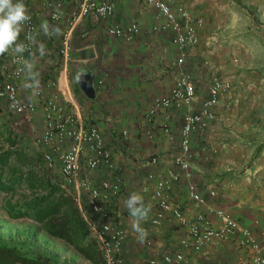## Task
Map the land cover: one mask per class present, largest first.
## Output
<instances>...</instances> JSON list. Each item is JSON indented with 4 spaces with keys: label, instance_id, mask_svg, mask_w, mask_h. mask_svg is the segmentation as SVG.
I'll return each instance as SVG.
<instances>
[{
    "label": "crops",
    "instance_id": "obj_1",
    "mask_svg": "<svg viewBox=\"0 0 264 264\" xmlns=\"http://www.w3.org/2000/svg\"><path fill=\"white\" fill-rule=\"evenodd\" d=\"M43 1L24 0L39 29L35 45L38 50L44 45L45 55L42 59L38 52L31 58V71L26 68L19 87L28 96L31 88L44 87V82H33L36 77L57 76L58 96L69 98L80 116L89 118L103 135L122 179L121 192L109 203L108 212L127 234L122 248L125 264H146L152 257L162 264L163 254L180 249L178 238L184 229L176 222L164 219L158 226L149 223L156 209L154 181L167 179L171 173L182 174L173 163V157L180 153L182 117L199 108L213 75L230 80L231 96L219 99L215 119L204 132L191 134L192 179L204 197L214 190L216 196L209 201L224 208L242 226L264 232V0H247L243 5L227 3L225 16L219 15L221 7L170 0L173 8L182 6L203 18L199 43L188 49L183 64H177L172 32L152 30L157 21L154 8L146 0H111L112 16L99 21L83 17L73 27L71 60L66 69L61 63L55 65L58 58L52 48L60 29L69 25L66 20L71 10L63 9L64 19L55 26L59 31L49 38L40 28L42 21L49 20ZM130 22L138 26L131 41L107 34L110 25ZM81 53L84 55L78 56ZM86 67L95 72L92 92L88 94L78 84L79 74ZM182 71L189 72L195 84L192 103L149 113L152 100L167 94ZM255 149L256 163L240 172ZM33 168L40 172L44 167ZM50 173L58 185V174ZM149 174L153 177L148 178ZM107 175V170L99 167L81 174L80 180L96 184ZM187 182L182 175L172 186L171 198L192 219L202 207L189 200ZM59 187L71 196L78 192L74 186L68 191ZM133 192L143 196L145 205H151L147 219L140 222L150 245L132 228L134 218L124 202ZM184 251L196 264H245L244 254L234 240L217 241L196 254Z\"/></svg>",
    "mask_w": 264,
    "mask_h": 264
},
{
    "label": "built area",
    "instance_id": "obj_2",
    "mask_svg": "<svg viewBox=\"0 0 264 264\" xmlns=\"http://www.w3.org/2000/svg\"><path fill=\"white\" fill-rule=\"evenodd\" d=\"M146 2L155 11L157 22L152 26V30L172 32V43L178 50L177 64H183L188 49L199 43L203 18L187 12L182 6L173 8L170 0ZM42 6L48 9L50 31L63 18V9L66 7L71 10L69 22L66 20L69 25L60 29L57 42L52 48L58 58L55 65L57 66V62L61 63L65 69L71 60L72 29L77 21L83 17L99 21L109 18L114 12L111 0H44ZM27 9L31 19L25 23L19 42L24 43L28 50L23 54L10 50L0 56V109L5 108L11 112L17 124L26 128L32 136L35 145L42 148L41 161H34L32 166L44 167L52 173H57L60 179L58 185L67 191L72 186L78 189V192L73 194L74 200L89 225L91 235L97 241L105 264H125L122 248L127 234L120 224L112 220L108 212L109 203L121 192L122 179L116 173L117 166L106 147L103 135L89 118L80 116L70 104L69 98L58 96L57 76L47 77L48 79L44 75L36 77L33 82H44V87L31 88V95L28 96L21 93L20 80L26 75L28 62L39 52L35 45L39 29L32 12L28 7ZM137 32L138 26L135 22L124 26L113 24L107 28L108 35L126 41H131ZM53 35L47 37L51 38ZM231 89L230 80L217 75L211 77L207 97L196 111H188L182 117L180 153L173 157V163L182 174L171 173L167 179L157 178L154 181L152 196L156 209L149 219L150 225L158 226L166 219L176 222L184 229L178 238L180 249L163 254L162 264H196L186 256L184 250L196 254L217 241L230 240H234L242 250L245 264H264V232H256L242 226L224 208L209 201L216 196L214 190H210L206 198L192 179L191 134L207 129L209 123L215 119L214 108L219 99L222 96L230 97ZM194 96L195 84L192 76L189 72L182 71L167 94L152 100L149 113L173 105L189 106ZM37 127H40V130L37 131ZM151 161L156 160L153 158ZM99 167H104L108 175L100 178L96 184L80 180L81 174ZM182 175L188 179L186 187L189 200L202 207L192 219L187 218L181 205L171 198L172 186ZM152 177V174L148 175V178ZM136 234L140 238L139 234ZM143 240L147 245L151 244L146 236ZM146 264H158V259L152 257Z\"/></svg>",
    "mask_w": 264,
    "mask_h": 264
},
{
    "label": "trees",
    "instance_id": "obj_3",
    "mask_svg": "<svg viewBox=\"0 0 264 264\" xmlns=\"http://www.w3.org/2000/svg\"><path fill=\"white\" fill-rule=\"evenodd\" d=\"M14 135L18 136L11 126H0V143L8 144L0 149V193L12 194L23 184L29 193L18 205L6 202L9 216L14 219L30 218L39 229L65 241L92 264H105L97 241L91 235L73 196L51 180V173L46 168L36 171L29 165L31 158L28 164L23 163L21 158L19 169L7 168L11 165V156L21 154L12 137ZM5 170L9 175L2 177ZM15 239H0V264H53L58 261L55 254L37 246L32 240Z\"/></svg>",
    "mask_w": 264,
    "mask_h": 264
},
{
    "label": "rangeland",
    "instance_id": "obj_4",
    "mask_svg": "<svg viewBox=\"0 0 264 264\" xmlns=\"http://www.w3.org/2000/svg\"><path fill=\"white\" fill-rule=\"evenodd\" d=\"M190 3H202L203 6L213 8L215 6L221 7L219 15L225 16V6L228 3L234 2L236 4L243 5L247 0H188ZM84 54H78L82 57ZM77 56V57H78ZM0 126H11L18 136H12L21 154L14 153L10 158L11 165L7 168L16 167L19 169V160L23 158V163L29 162V165H33L34 161H41L40 147L36 146L33 142L32 136L27 132L26 128L19 126L13 114L5 108L0 109ZM7 147L6 142L0 143V149ZM256 149L250 151L249 157L246 160V167L240 172L252 168L257 161ZM9 172L5 170L2 172V177H7ZM29 193L25 185L18 186L15 191L11 194L0 193V239L3 238H17L15 240H32L37 246L48 250L50 253L56 255L58 261L53 264H92L89 260L83 256H79L77 251L65 242L55 239L48 233L39 229L38 224L28 217L23 218H11L6 209V202H11L14 205H18L23 198Z\"/></svg>",
    "mask_w": 264,
    "mask_h": 264
},
{
    "label": "clouds",
    "instance_id": "obj_5",
    "mask_svg": "<svg viewBox=\"0 0 264 264\" xmlns=\"http://www.w3.org/2000/svg\"><path fill=\"white\" fill-rule=\"evenodd\" d=\"M30 19L31 16L24 0H0V56L10 50L18 54H23L28 50L25 44L19 41L24 25ZM40 28L44 30L43 33L46 36H51L59 31L57 27H52L50 31L47 20L41 22ZM42 49H45L44 45L38 50L39 54L44 56L45 52ZM27 67L31 71L32 65L28 64ZM124 203L130 215L134 218L133 230L143 239L147 233L141 227L140 222L147 219L151 211V205H145L143 196L135 192Z\"/></svg>",
    "mask_w": 264,
    "mask_h": 264
},
{
    "label": "water",
    "instance_id": "obj_6",
    "mask_svg": "<svg viewBox=\"0 0 264 264\" xmlns=\"http://www.w3.org/2000/svg\"><path fill=\"white\" fill-rule=\"evenodd\" d=\"M94 74L90 69L82 70L79 74V86L85 93L92 92Z\"/></svg>",
    "mask_w": 264,
    "mask_h": 264
}]
</instances>
